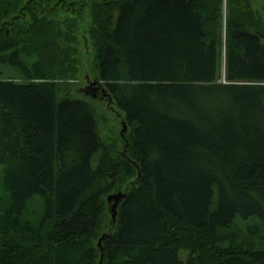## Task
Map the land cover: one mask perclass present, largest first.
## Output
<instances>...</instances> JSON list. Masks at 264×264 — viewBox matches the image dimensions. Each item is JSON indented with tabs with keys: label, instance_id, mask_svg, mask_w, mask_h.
Instances as JSON below:
<instances>
[{
	"label": "trees",
	"instance_id": "16d2710c",
	"mask_svg": "<svg viewBox=\"0 0 264 264\" xmlns=\"http://www.w3.org/2000/svg\"><path fill=\"white\" fill-rule=\"evenodd\" d=\"M12 4L0 0V264H99L102 250V264H264V23L251 0ZM84 34L128 128L126 154L96 166L93 106L69 93Z\"/></svg>",
	"mask_w": 264,
	"mask_h": 264
},
{
	"label": "rangeland",
	"instance_id": "374dc122",
	"mask_svg": "<svg viewBox=\"0 0 264 264\" xmlns=\"http://www.w3.org/2000/svg\"><path fill=\"white\" fill-rule=\"evenodd\" d=\"M8 1L13 2L14 4L16 0H7V2ZM251 2H252V7L254 11L256 12L257 16L264 23V0H251ZM8 4L9 3L5 2L2 5L6 6ZM24 4L25 2L22 1V3L20 4L22 5L20 8V12L19 14L16 13L17 15H23L22 12L25 14L26 11L24 9H23L24 11H22ZM226 10H227V7H226V4H224V16H225ZM10 15L6 16V17H9L7 19L9 21L12 20V16ZM29 17L30 15L29 13H27L23 20L27 21ZM1 19H4V18H1ZM0 24H2V22H0ZM262 40L264 42V37H262ZM76 48H77L76 59H77L78 71L74 78L69 79L71 88H72V90L69 93L70 95L77 96V97L87 96L89 102L93 106L94 115H95V119L97 123V130L99 133L100 140L103 144L101 147L100 153L99 152L96 153L94 160H93V164H95L96 166L101 160V157L104 153L115 154L116 152H119L120 154L122 153L126 154L127 146H128V139H127V131H128L127 129L128 128L126 127L125 129L124 127V119H123L121 112L118 109L112 107L106 98H101L102 94H99L97 97H93L91 94L86 95L85 92L82 90V87L86 86L87 84L97 79L96 70L94 66L95 48L90 38L87 37L85 34L80 36V39L77 43ZM134 180H135V177L132 178L130 182ZM113 193H117V192H113ZM113 203H114V199L109 201V204L113 205ZM111 205L109 206L110 209H112ZM38 211L39 212L43 211L42 204H39ZM187 255H188L187 250H184V249L180 250V257L183 260H186Z\"/></svg>",
	"mask_w": 264,
	"mask_h": 264
},
{
	"label": "water",
	"instance_id": "95a60500",
	"mask_svg": "<svg viewBox=\"0 0 264 264\" xmlns=\"http://www.w3.org/2000/svg\"><path fill=\"white\" fill-rule=\"evenodd\" d=\"M82 90L85 92V94H91L93 97H97L99 94H102L101 95V98H106L108 99L109 102L112 101V97L111 95L108 93L106 87L103 85L102 82L98 81L97 79L94 80L93 82L87 84L86 86L82 87ZM124 127L126 129L127 125L124 121ZM137 166V169H138V173H139V176L141 174V171H140V167L139 165L134 162ZM126 195V191H119L117 193H113L111 195L108 196V200L111 201L114 199V203H113V207H112V210H113V217L115 218L116 217V213H117V206H118V203H119V200L122 199L124 196ZM105 236L103 235L100 240H99V247L100 249L102 250V239L104 238ZM103 258H104V253H103V250H102V254H101V259L99 261V264H102L103 263Z\"/></svg>",
	"mask_w": 264,
	"mask_h": 264
}]
</instances>
